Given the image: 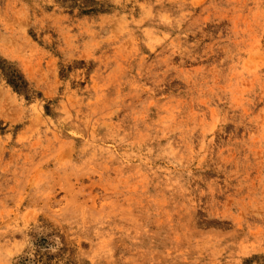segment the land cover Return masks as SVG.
<instances>
[{
  "label": "rangeland",
  "instance_id": "1",
  "mask_svg": "<svg viewBox=\"0 0 264 264\" xmlns=\"http://www.w3.org/2000/svg\"><path fill=\"white\" fill-rule=\"evenodd\" d=\"M0 264H264V0H0Z\"/></svg>",
  "mask_w": 264,
  "mask_h": 264
},
{
  "label": "trees",
  "instance_id": "2",
  "mask_svg": "<svg viewBox=\"0 0 264 264\" xmlns=\"http://www.w3.org/2000/svg\"><path fill=\"white\" fill-rule=\"evenodd\" d=\"M11 79V84H13L14 86H16V85H18V81H19V79H17V81H16V77L14 78V75H13V77H10Z\"/></svg>",
  "mask_w": 264,
  "mask_h": 264
}]
</instances>
